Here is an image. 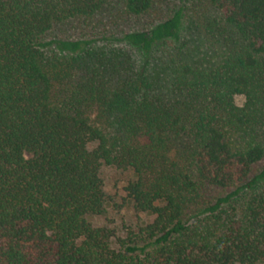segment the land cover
<instances>
[{"label": "trees", "instance_id": "trees-1", "mask_svg": "<svg viewBox=\"0 0 264 264\" xmlns=\"http://www.w3.org/2000/svg\"><path fill=\"white\" fill-rule=\"evenodd\" d=\"M113 1L0 0V264H264V0H211L237 36L215 64L162 55L183 9L119 39L138 64L45 40ZM105 165L130 170L126 202L150 216L125 238L91 220L113 206Z\"/></svg>", "mask_w": 264, "mask_h": 264}, {"label": "rangeland", "instance_id": "rangeland-1", "mask_svg": "<svg viewBox=\"0 0 264 264\" xmlns=\"http://www.w3.org/2000/svg\"><path fill=\"white\" fill-rule=\"evenodd\" d=\"M179 9H183L184 13L181 40L179 42L169 41L161 45L163 56L172 54L177 58L187 59L194 63L215 64L220 61L226 51L235 46L236 34L231 29L227 33L223 31L222 13L212 4L211 0H154L153 8L142 16L130 15L124 7L123 0H114L94 17L76 19L57 25L48 33L45 40L90 39L94 41L90 49L95 55L103 56V53H106L107 59V55H111L114 48L115 50L121 49L128 52L138 64L140 52L126 47L119 39L129 32L151 30ZM53 48L58 51L56 47ZM85 57V59L82 58L85 65L80 73L81 76H87L89 72L87 63L95 62V59L90 56ZM157 78L161 80L162 85L166 86L168 72L157 69ZM245 102V96H236L237 105L243 106ZM102 178L105 190L113 201V206H108L104 216L91 219L94 223L115 230L121 238L127 237L129 228H134L139 223H148L149 215L138 217V212L126 202V186L131 179H134L130 170L105 165L102 169ZM230 191L232 190L214 189L210 190L209 195L214 199ZM247 194L234 200L233 205L239 210L243 207ZM154 247L155 245H152L148 250Z\"/></svg>", "mask_w": 264, "mask_h": 264}]
</instances>
